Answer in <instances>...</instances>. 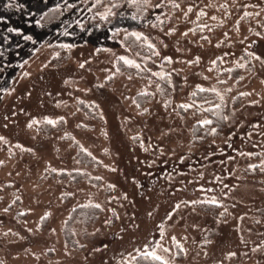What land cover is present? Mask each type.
<instances>
[{
	"label": "rangeland",
	"instance_id": "rangeland-1",
	"mask_svg": "<svg viewBox=\"0 0 264 264\" xmlns=\"http://www.w3.org/2000/svg\"><path fill=\"white\" fill-rule=\"evenodd\" d=\"M143 255L264 264V0H0V264Z\"/></svg>",
	"mask_w": 264,
	"mask_h": 264
},
{
	"label": "trees",
	"instance_id": "trees-1",
	"mask_svg": "<svg viewBox=\"0 0 264 264\" xmlns=\"http://www.w3.org/2000/svg\"><path fill=\"white\" fill-rule=\"evenodd\" d=\"M197 98L199 99V102L207 103L210 106V110L208 111V114L209 113L211 114V119H210L211 122L207 124L205 127L202 125H197L194 128L195 138L198 139L199 142H203V140L205 141L207 138L208 131L216 129L217 131L216 133L221 134L222 131L225 130L226 125H225L224 111L219 110V105L217 104L218 101L216 102L217 98L214 95L203 93L198 95ZM217 208L218 207L214 206L213 210ZM134 264H164V263L156 258L143 255L138 257L135 260Z\"/></svg>",
	"mask_w": 264,
	"mask_h": 264
},
{
	"label": "snow or ice",
	"instance_id": "snow-or-ice-1",
	"mask_svg": "<svg viewBox=\"0 0 264 264\" xmlns=\"http://www.w3.org/2000/svg\"><path fill=\"white\" fill-rule=\"evenodd\" d=\"M126 63H130V62L126 61ZM152 255H154V254H152ZM155 258L160 259V257H158V256H155Z\"/></svg>",
	"mask_w": 264,
	"mask_h": 264
}]
</instances>
